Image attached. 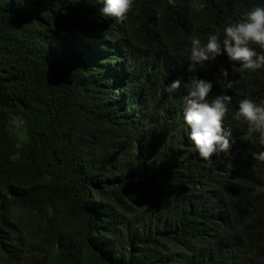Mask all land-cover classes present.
<instances>
[{
	"label": "trees",
	"instance_id": "trees-1",
	"mask_svg": "<svg viewBox=\"0 0 264 264\" xmlns=\"http://www.w3.org/2000/svg\"><path fill=\"white\" fill-rule=\"evenodd\" d=\"M257 5L135 0L115 23L98 0H0V264H264V144L232 117L264 69L186 72L193 34ZM191 75L232 98L230 156L188 139L166 88Z\"/></svg>",
	"mask_w": 264,
	"mask_h": 264
},
{
	"label": "clouds",
	"instance_id": "clouds-1",
	"mask_svg": "<svg viewBox=\"0 0 264 264\" xmlns=\"http://www.w3.org/2000/svg\"><path fill=\"white\" fill-rule=\"evenodd\" d=\"M98 3L103 5L102 16L122 23L127 20L135 0H98ZM189 44L188 73L207 72L209 66L222 56L229 61L232 74H251L264 69V5L251 7L238 20L226 21L215 33L207 36L206 42L193 34ZM219 72L228 78V68L221 67ZM181 87L186 92L183 96V121L189 130L188 139L199 157L211 162L214 156H230L236 144L232 130L225 126L230 114L231 96L210 97L213 83L199 75H191L183 83L181 79H175L166 91L172 94ZM232 117L245 123L249 133H259V141L264 144V99H241ZM254 158L264 161V150L254 153Z\"/></svg>",
	"mask_w": 264,
	"mask_h": 264
},
{
	"label": "bare ground",
	"instance_id": "bare-ground-1",
	"mask_svg": "<svg viewBox=\"0 0 264 264\" xmlns=\"http://www.w3.org/2000/svg\"><path fill=\"white\" fill-rule=\"evenodd\" d=\"M215 2H216V0H215ZM220 3V2H219ZM199 7H200V5H199ZM195 8V7H194ZM199 9V8H198ZM200 10V9H199ZM227 21H228V19H227Z\"/></svg>",
	"mask_w": 264,
	"mask_h": 264
}]
</instances>
